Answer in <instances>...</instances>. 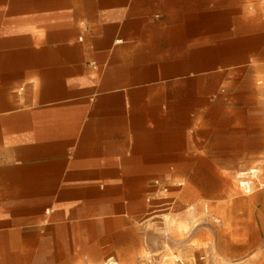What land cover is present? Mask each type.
Returning a JSON list of instances; mask_svg holds the SVG:
<instances>
[{
	"label": "crops",
	"instance_id": "0c3cea01",
	"mask_svg": "<svg viewBox=\"0 0 264 264\" xmlns=\"http://www.w3.org/2000/svg\"><path fill=\"white\" fill-rule=\"evenodd\" d=\"M164 190L264 264V0H0V264L141 260Z\"/></svg>",
	"mask_w": 264,
	"mask_h": 264
},
{
	"label": "rangeland",
	"instance_id": "374dc122",
	"mask_svg": "<svg viewBox=\"0 0 264 264\" xmlns=\"http://www.w3.org/2000/svg\"><path fill=\"white\" fill-rule=\"evenodd\" d=\"M252 169L257 170L258 168ZM236 183L234 188L237 194L241 195ZM166 191L164 190V197L171 205L174 199L170 195L168 196ZM189 207L187 206L184 211H178L176 204H173L170 210L156 214H168L167 217H164V220L169 222L168 243L163 245L160 242L157 243V237L162 238L164 233L161 224L154 225L153 249H146L141 260H127L126 263L105 260L98 263L79 262L77 264H215V260L208 251L211 240V211L204 212ZM178 240L180 245L176 242Z\"/></svg>",
	"mask_w": 264,
	"mask_h": 264
},
{
	"label": "built area",
	"instance_id": "2783aa9c",
	"mask_svg": "<svg viewBox=\"0 0 264 264\" xmlns=\"http://www.w3.org/2000/svg\"><path fill=\"white\" fill-rule=\"evenodd\" d=\"M257 174L256 169L249 170L246 174L244 179L240 180L238 182V187L245 193L249 194L251 191V184L253 180L255 179V176Z\"/></svg>",
	"mask_w": 264,
	"mask_h": 264
},
{
	"label": "bare ground",
	"instance_id": "6f19581e",
	"mask_svg": "<svg viewBox=\"0 0 264 264\" xmlns=\"http://www.w3.org/2000/svg\"><path fill=\"white\" fill-rule=\"evenodd\" d=\"M261 180H262V179H261ZM261 180H260V181H261ZM259 183H261V182H259Z\"/></svg>",
	"mask_w": 264,
	"mask_h": 264
}]
</instances>
